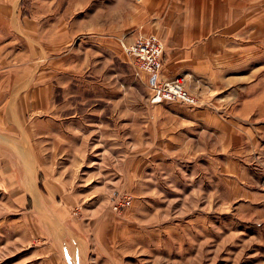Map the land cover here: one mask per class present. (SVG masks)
Returning <instances> with one entry per match:
<instances>
[{
  "label": "rangeland",
  "instance_id": "1",
  "mask_svg": "<svg viewBox=\"0 0 264 264\" xmlns=\"http://www.w3.org/2000/svg\"><path fill=\"white\" fill-rule=\"evenodd\" d=\"M0 74V264H264V0H0Z\"/></svg>",
  "mask_w": 264,
  "mask_h": 264
},
{
  "label": "built area",
  "instance_id": "2",
  "mask_svg": "<svg viewBox=\"0 0 264 264\" xmlns=\"http://www.w3.org/2000/svg\"><path fill=\"white\" fill-rule=\"evenodd\" d=\"M128 49L126 51L136 58L137 67L149 73L147 84L151 90L149 97L151 104L162 101H175L184 105L194 103L193 97L182 87L181 79L176 78L174 81L161 83L157 81L156 71L159 67L157 58L160 54V46L152 36L144 37L143 40H136ZM109 200L110 209L113 212H119L129 203L126 196L118 193H112Z\"/></svg>",
  "mask_w": 264,
  "mask_h": 264
},
{
  "label": "crops",
  "instance_id": "3",
  "mask_svg": "<svg viewBox=\"0 0 264 264\" xmlns=\"http://www.w3.org/2000/svg\"><path fill=\"white\" fill-rule=\"evenodd\" d=\"M171 73L172 72L167 69L166 72H163L161 74V76L162 78L163 77L166 78V76L171 75ZM6 78H7L6 76L0 74V130L5 132V133H2L3 135H6V131L9 134L12 133L13 130L11 129V126H10L12 125L11 121L17 120V117L14 115V113L10 111L9 106L16 104L18 102L20 103L19 98H22L20 96L14 97L15 94L16 95L18 94L16 90H19L18 88H22V86H18V84H14V81L12 80H9V82H7L8 80H6ZM14 99L15 100L17 99V100L14 101ZM120 118L121 117H117V119H120Z\"/></svg>",
  "mask_w": 264,
  "mask_h": 264
}]
</instances>
